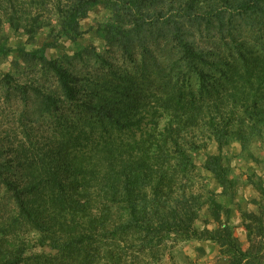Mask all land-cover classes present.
Listing matches in <instances>:
<instances>
[{
  "label": "trees",
  "instance_id": "trees-1",
  "mask_svg": "<svg viewBox=\"0 0 264 264\" xmlns=\"http://www.w3.org/2000/svg\"><path fill=\"white\" fill-rule=\"evenodd\" d=\"M0 58V264H264V0H0Z\"/></svg>",
  "mask_w": 264,
  "mask_h": 264
},
{
  "label": "rangeland",
  "instance_id": "rangeland-1",
  "mask_svg": "<svg viewBox=\"0 0 264 264\" xmlns=\"http://www.w3.org/2000/svg\"><path fill=\"white\" fill-rule=\"evenodd\" d=\"M109 15H110V12L107 9H105L103 6H99L91 12L90 16L88 17V19L84 21V23H86V26H88L94 21L105 20V18L108 17ZM50 30H51L50 28H47V29L45 28L41 31V33L39 34V42H38L39 44H41L42 41L45 40V38H49L50 32H51ZM16 39H18V36L16 37ZM84 41L86 43H90V44L95 43L97 45H100V47H104L102 38L97 36L95 30H90V32H88L87 35L84 37ZM67 44H68V41L66 40L62 41L59 44V46H57V48L53 50V52H55L54 55H58L59 53H61L64 50V46H66ZM17 45H18V40L16 43H13L12 45H9V46L14 47ZM15 55L16 53L12 54L13 57ZM0 62H2V60H0ZM1 65L3 66V64ZM7 65H9V63ZM2 109H5V113L0 112V133H5V131L7 130L8 132L12 134L14 131L23 130L22 125L19 122L15 121L17 118L20 117V114L23 111L22 104H14L13 102L4 104L3 100L0 97V111ZM17 132H18V135L21 137V132L20 131H17ZM259 144H262V143L259 142ZM231 145H232V148L235 150L240 148V145L238 142H233V144L231 143ZM243 167H244V164L237 166V170H236L237 175H240V171L242 170ZM192 245L193 244H190L189 246H187L186 251L189 253L187 255L192 257L193 259L197 257L200 264H223V261H221V259H219L217 256V251H216L215 246L210 245V244L205 245L204 247H205L206 253H204L202 256H196V248L198 247V245L196 244H194L193 246ZM36 249L38 251H43L44 247L37 246ZM164 264H170V262L167 260L164 262Z\"/></svg>",
  "mask_w": 264,
  "mask_h": 264
}]
</instances>
